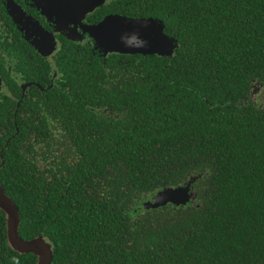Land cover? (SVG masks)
<instances>
[{"label":"trees","instance_id":"1","mask_svg":"<svg viewBox=\"0 0 264 264\" xmlns=\"http://www.w3.org/2000/svg\"><path fill=\"white\" fill-rule=\"evenodd\" d=\"M109 8L157 19L176 48L60 55L48 114L2 144L19 235L43 236L51 264H264V0ZM188 181L192 202L143 207ZM36 262L8 245L0 209V264Z\"/></svg>","mask_w":264,"mask_h":264},{"label":"flooded vegetation","instance_id":"2","mask_svg":"<svg viewBox=\"0 0 264 264\" xmlns=\"http://www.w3.org/2000/svg\"><path fill=\"white\" fill-rule=\"evenodd\" d=\"M134 1L104 0L84 13L81 9L59 6V0H0V166L5 149L2 144L19 131L18 120H26L23 123L26 126L32 117L47 110L48 91L62 86L58 72L60 55L68 50H90L99 54L85 27L97 24L109 14L128 16L108 9L115 5L126 7ZM50 45L52 50L49 51ZM123 55L139 60L141 57L139 53ZM125 74L123 83L133 82L135 74L129 70H125ZM30 135L26 138L28 142L33 138Z\"/></svg>","mask_w":264,"mask_h":264},{"label":"water","instance_id":"3","mask_svg":"<svg viewBox=\"0 0 264 264\" xmlns=\"http://www.w3.org/2000/svg\"><path fill=\"white\" fill-rule=\"evenodd\" d=\"M104 0H59V6L82 12H90ZM87 2V3H86ZM86 3V4H85ZM51 4V3H50ZM77 11V10H76ZM95 43V48L104 55L119 54H156L170 56L176 44L163 31V24L154 18H133L120 14H109L100 22L85 27ZM48 50L51 49L48 47ZM48 51V52H49ZM257 89V88H256ZM195 177L192 178V181ZM192 181L176 187H165L143 203L146 209L159 208L167 204L185 205L195 200L196 193L191 190ZM0 209L6 215V235L8 245L19 253H32L37 257L36 264H51L53 251L51 245L39 236L33 239H23L19 235V208L5 193L0 185Z\"/></svg>","mask_w":264,"mask_h":264},{"label":"rangeland","instance_id":"4","mask_svg":"<svg viewBox=\"0 0 264 264\" xmlns=\"http://www.w3.org/2000/svg\"><path fill=\"white\" fill-rule=\"evenodd\" d=\"M98 50V49H97ZM99 51V50H98ZM99 52H101V51H99Z\"/></svg>","mask_w":264,"mask_h":264}]
</instances>
